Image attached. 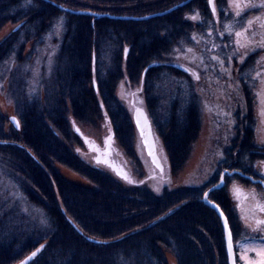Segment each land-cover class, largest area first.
Segmentation results:
<instances>
[{
	"label": "trees",
	"instance_id": "1",
	"mask_svg": "<svg viewBox=\"0 0 264 264\" xmlns=\"http://www.w3.org/2000/svg\"><path fill=\"white\" fill-rule=\"evenodd\" d=\"M186 1L0 0V30L7 23L14 25L0 42V83L9 80V98L20 122L19 128L13 123L7 128L0 111V170L4 183L46 220L42 224L35 214L20 211L9 192H0L1 200L3 194L7 198L0 203V264H15L43 244L32 264H167L160 246L170 249L180 264H229L222 218L203 197L219 175L201 186L155 195L144 187H124L70 147L79 142L70 114L92 126L106 116L116 141L136 160V124L117 93L127 79L132 86H142L146 111L161 134L172 174L183 169L200 133V112L196 95L184 94L193 84L190 72L165 63L167 56L187 46L203 52L212 42L226 51V36L235 35L248 20L253 22L248 8L240 16L231 13L229 0H217L219 22L207 0ZM127 3L136 5L122 11L113 8ZM84 6L107 7L109 13L89 12ZM195 13H200L199 19H188ZM254 59L248 58L244 71L254 66ZM35 63L38 74L31 77L27 66ZM35 77L38 82L32 85ZM170 83L177 93L166 101L161 89ZM249 122L244 126V145L250 142L251 116ZM234 152L225 164L236 165L237 160L246 168L241 152L238 159ZM56 164L84 175L95 188L67 181ZM209 196L227 216L235 242L233 228L241 234L242 230L224 189Z\"/></svg>",
	"mask_w": 264,
	"mask_h": 264
},
{
	"label": "rangeland",
	"instance_id": "2",
	"mask_svg": "<svg viewBox=\"0 0 264 264\" xmlns=\"http://www.w3.org/2000/svg\"><path fill=\"white\" fill-rule=\"evenodd\" d=\"M132 3H127L126 6L121 7L115 6L113 8H120L119 11H122V9L132 8L136 5ZM263 3L264 0H261L262 5H264ZM227 4L232 10H236L235 0H229V3ZM208 6L211 10V4H208ZM85 8H87L89 12H94V10H96L100 12L106 11L103 14L109 13V9H106L107 7L96 9L95 6H91ZM114 14L129 16L124 12H114ZM213 14L216 15V19L217 15L221 16V13L217 14L215 12ZM187 16L188 19H191L190 17L192 15ZM13 29L14 25L7 23L0 30V42H2L13 31ZM239 30L246 32L244 36L239 38L241 44L245 45V47H238V45L235 44L237 37L234 34V36L231 34L225 38V40H229L228 44L223 47L227 49L226 51H221V49L218 50L213 46L215 44L212 42L210 43V47H206L207 50L204 49L203 52L194 49L192 46H187L184 49L177 48L173 50L172 54L170 53L169 57L167 56L165 63H170L174 66H177L178 64L183 65L188 70H190V74H188L190 75V81H192L193 84L190 85L188 92L186 93L185 91L184 94L189 95L191 92V95H196V100L199 106L198 110L200 112L199 123L201 129L199 136L191 148V152L185 166L182 170L178 171L177 174H172L171 172L170 160L167 158V153L164 150L161 134L160 132H156L152 122L151 124L156 141L157 153L163 164V169L157 167L156 163H154L150 157L144 142V138L141 135V131L137 126L134 117V111L137 107H141L146 110L145 95L143 90L138 91V89H142L141 85L132 86L127 79L121 81L117 93L120 99L127 106L129 113L136 124V160H131L116 141V138L112 133L110 122L106 116H104L96 126H92L77 122L73 118L72 114H70L73 133L78 137L79 140V142L74 141L73 143H70V147L90 166H95L96 168L101 169L103 172L110 174L124 187L129 189L131 187H144L155 195L161 194L166 189L173 190L187 185L201 186L202 184L209 182V180H212L214 177L219 178L220 176V179L221 177L224 179L225 176L227 179L225 185H222L220 188L216 189H224L229 200L231 212L234 213L233 216L236 217V220L240 222L241 219L244 225H250L249 223H253L257 218L256 215H258L254 210L253 212L249 211L244 212V214L240 213V215H238L234 208L236 207L237 203L242 202L244 198V194L242 192L239 193L236 190L245 189L246 187L238 185L239 183L237 182V179L239 178L247 183L244 178H241L240 175H237V171L252 172V166L254 165V160L256 159L254 158L256 156L255 154H252V158L250 157V152L252 153V141L255 139V141L261 144L262 140H264V126H261L264 124V116L261 115V110L264 108V83L261 84L256 79H254V66L246 71L243 70L245 67H243L244 64H248L249 66V63L246 61L252 55L251 44L252 38L255 37V34L253 31H251V25L249 24H246L243 29ZM231 33L233 32L231 31ZM260 34L263 35L262 33ZM54 36H59V34L57 33ZM208 39L206 40V44L209 43ZM249 41H251V43H249ZM31 45L32 44L28 46L27 51ZM189 49H191V51H189ZM47 51L49 52L50 50L47 49ZM245 52L248 54L244 56L242 62L241 55ZM213 57H217V59H213ZM220 60H223L224 63L221 64ZM47 64H52V62L48 61ZM47 64L46 66L49 71L51 66H48ZM27 68L31 70V77L34 74H38L39 67L37 63H35V67L31 68V66L28 65ZM224 69H227L228 71L225 72ZM194 74H198L199 79H196ZM36 79L37 77H35V80L32 79V85H36V82H38ZM244 85L248 87L247 90L249 94L246 93L247 91L245 90ZM175 86V84L171 83L165 84L161 89L164 94L163 96L166 97V101L170 100V98H168L170 95H175L177 93V91L174 90ZM0 111L6 116L7 128L11 127L12 122L10 117H17V115L15 113V107L9 98V80L6 78L0 83ZM251 111L254 112L253 116H260L259 119H253L252 122L257 127H261L259 133L258 131L256 132V134H259L261 140L254 135V132L251 133L250 137V133L248 132L246 136L250 137V142L249 144L244 145V129L246 128H244V126L246 123H250L249 114ZM246 112L249 114L246 115ZM245 118L247 120L244 122ZM77 129L79 131H77ZM235 131L239 134L238 138ZM108 137H111L110 143L105 142L106 138ZM242 147L244 151H242ZM235 149L236 152H234V155H236L237 159L239 157V154L237 153L241 152V164L246 165L248 163L246 168L243 169V167L238 166L237 160H235L236 165H233L232 163L230 164V162L229 165L225 164L229 161L228 158L230 157L231 150ZM244 152L249 154L244 155ZM98 157L101 160L99 163L97 162ZM258 157L260 156L258 155ZM104 161H107V163ZM55 167L67 181L73 182L79 186L92 189L95 188V185L91 182V180L87 179L84 175L78 173L77 171L59 164H56ZM2 171L3 170H0V188L2 189L0 192H9L8 195H12L9 199L17 200V202L13 201L17 209L22 212H31L32 214H35V216L40 218V223L43 224L46 220L42 217V215L39 214L37 210H32V208L28 207L19 194L15 192V189H11V185L8 182L4 183V179H6V177ZM218 171L219 174L216 173ZM120 172L126 174L133 182L125 180L122 175L119 174ZM220 179L218 183L214 184L215 186L220 183ZM214 185H208L209 187H206L204 194ZM234 185H236L237 188L234 187ZM216 189L211 190L210 193L216 191ZM4 196L5 195L3 194L2 200L0 199V203L3 202L4 199H7ZM58 200L59 202L61 201L59 197ZM208 201L209 203L207 204L216 211V209L211 206L212 204L216 203L210 199V196H208L206 202ZM233 216H230V219L232 222H235L236 220ZM69 222L72 223L71 220H69ZM148 224L143 225L140 228L144 229ZM74 225L77 227L75 223ZM233 230L236 235L235 239H238V234H240V236L246 238L244 240L245 243L253 240L256 244L264 243V241L260 239L251 237L248 238V235L246 234L245 230H242V228V234L238 227L233 228ZM126 235L127 234L124 236ZM203 236L206 239V243L211 244L212 246L213 243L212 240L209 239L210 237L206 234H203ZM96 242L104 241L97 239ZM160 247L165 259L167 260V264H180L177 257L170 249L164 246ZM248 255L250 257H254L255 253L250 252ZM35 259L36 257L28 264H32ZM236 260L238 261L237 264H244V262L240 260L239 255L236 257ZM20 261L16 262L15 264L19 263Z\"/></svg>",
	"mask_w": 264,
	"mask_h": 264
},
{
	"label": "flooded vegetation",
	"instance_id": "3",
	"mask_svg": "<svg viewBox=\"0 0 264 264\" xmlns=\"http://www.w3.org/2000/svg\"><path fill=\"white\" fill-rule=\"evenodd\" d=\"M207 3H209V0H207ZM253 4H255L257 7L256 12L253 15V22H252V31L255 34V37L252 38V44H251V51H252V56L255 57L254 59V79H256L258 82L261 84L264 83V47H261V43L264 42V7L261 5V0H255L252 1ZM264 4V3H263ZM215 9L216 13L218 14V9H217V0H215ZM213 13V12H212ZM196 14V13H195ZM197 19L200 18V13H198ZM256 14V15H255ZM215 15V14H214ZM210 31V29H209ZM262 33L263 35H261ZM236 44V43H235ZM239 64V63H238ZM245 65V64H244ZM243 65V67H244ZM249 114L246 112V115ZM254 112H250V116L253 119H259L260 116H253ZM263 124V123H262ZM261 126H264L261 125ZM261 127H257L252 124V132H254V135L258 137L260 140L259 134H256V132L261 130ZM254 139V137H253ZM252 154L256 155L254 158V165L252 166V172H243V171H237V175L241 178H244L246 182H244L241 179H237V182L239 183L238 185H242L243 187H249L245 189H238L236 190V185H234L235 190L237 192H242L243 195V200L240 203H237L236 207L234 208L235 211L238 213V215L244 214V212H249L253 210L258 214L256 215V219H261L264 220V212H261L259 208L256 207L257 202L260 204H264V143L259 144V142L255 141V139L252 141ZM251 150V149H250ZM258 155L260 157H258ZM224 183L223 186L226 183V178L224 176L223 179ZM236 192V193H237ZM239 222V221H238ZM250 225H244L242 223V220L240 219L239 225L242 228V230L246 232L248 235V238H255V239H260L261 237H264V231H253V228L256 227L255 225V220L253 223H249ZM264 228V226H261ZM253 235V236H252ZM264 241V240H262Z\"/></svg>",
	"mask_w": 264,
	"mask_h": 264
},
{
	"label": "snow or ice",
	"instance_id": "4",
	"mask_svg": "<svg viewBox=\"0 0 264 264\" xmlns=\"http://www.w3.org/2000/svg\"><path fill=\"white\" fill-rule=\"evenodd\" d=\"M209 3L212 4V12L215 13L216 9H215V5L213 3V0H209ZM262 7H264V5H261ZM235 7L237 9L235 15L236 16H240L241 12L243 11L244 8H248L249 10L255 9L257 6L255 4L249 3L248 0H235ZM198 13L192 15L190 18L192 20H197L198 17ZM63 18H61V23H62ZM219 22V21H217ZM201 23H203V21H201ZM247 23L249 25H251L252 21L248 20ZM226 29L229 30V32H231V26L230 25H226L225 26ZM246 34V32H242V31H236L235 32V36L237 37L236 40V44L238 45V47H245V45L241 44L240 42V37L244 36ZM219 35L224 36V33L221 32L219 33ZM194 38V37H193ZM249 43H251V41H249ZM214 47L216 45H213ZM261 47H264V42L261 43L260 45ZM189 51H191V49H189ZM248 53L245 52L241 55V61L243 62L244 56H246ZM213 59H217V57H213ZM220 63L223 64L224 61L220 60ZM186 71H190L188 69H186ZM225 72H227V69H224ZM196 76V79H199L198 74H194ZM142 89H138V91H141ZM261 115L264 116V108H262L261 110ZM143 118L145 124H147V116L146 114L141 110V109H137V126L141 128V135L144 136V127L141 126V119ZM13 120V122L16 123L17 127L19 126V122L15 120V117L11 118ZM150 128V125H149ZM77 131H79L77 129ZM111 137L106 138L105 142L106 143H110ZM145 143L147 144L148 141L145 140ZM262 143H264V140H262ZM150 155H153V153L149 152ZM222 155V154H221ZM97 162H101L100 158H97ZM105 163H107V161H104ZM153 162H156V158L153 155ZM157 167H160L159 163H157ZM227 171V170H225ZM120 175H122V177L125 180H129V182H133L130 180V178L124 174L123 172L119 173ZM223 178L221 177V180ZM264 183V182H262ZM215 186V185H214ZM158 190V189H157ZM208 193L204 194V197L207 198ZM214 207L217 209H220V205L219 204H214ZM256 207L259 208V210L261 212H264V204H260L259 202H257ZM221 217H223V227L227 230V234H226V250L227 253L229 255V257L232 260V264H236V256L237 254L239 255V258L241 261L244 262V264H264V243H259L256 244L255 241H249L248 243H245L244 240L246 239L243 236H240V234H238V239L234 242L233 240V234L231 229L229 228V221L228 218L226 216H224L223 211L221 210L220 212ZM255 225L256 227L253 228V231H264V228H262L261 226H264V220L261 219H256L255 220ZM261 240H264V237H261ZM37 251H39V249H37ZM250 252L255 253L254 257H250L248 254ZM36 252L32 253V256H35ZM21 264H27V261H22Z\"/></svg>",
	"mask_w": 264,
	"mask_h": 264
},
{
	"label": "water",
	"instance_id": "5",
	"mask_svg": "<svg viewBox=\"0 0 264 264\" xmlns=\"http://www.w3.org/2000/svg\"><path fill=\"white\" fill-rule=\"evenodd\" d=\"M189 1V0H188ZM188 1H186V2H188ZM185 2V3H186ZM213 3H214V5H215V0H213ZM184 4V3H183ZM211 7H212V4H211ZM179 68H181V66H178ZM137 109H141L145 114H146V116H147V124H145V122H144V120H143V118L141 119V126L142 127H144V136H143V138H144V142H145V140H147L148 141V143L146 144V147H147V149H148V152H150V150H151V152L153 153V155L155 156V158H156V165H157V163H159V165H160V169H163V164H162V162H161V159H160V157H159V155H158V153H157V147H156V141H155V137H154V132H153V128H152V124H151V121H150V118H149V116H148V114H147V111L145 110V109H143V108H141V107H137L136 109H135V111H134V117H135V121H136V124H137ZM12 117H15V116H12ZM12 117H10V120H11V122L14 124V126L15 127H17V125H16V123L15 122H13V120L11 119ZM15 120L16 121H18L19 122V119L17 118V117H15ZM149 125H150V128H149ZM20 127V122H19V126L17 127V128H19ZM139 129H140V131H141V128L139 127ZM153 155H150V157L152 158V160H153ZM223 183H224V181L223 180H221L220 181V183L218 184V185H216V186H213L212 188H210L208 191H206L205 193H208V196H209V194H210V191L211 190H214V189H216V188H220L222 185H223ZM208 196H207V198H205L204 197V199L207 201V199H208ZM207 203H209V201L207 202ZM211 203V202H210ZM212 207H214V204H212L211 205ZM215 208V207H214ZM216 209V211L219 213V215H220V212H221V209H217V208H215ZM221 216V215H220ZM225 216V215H224ZM222 218V222H223V217H221ZM230 228V227H229ZM224 230H225V238H226V234H227V230L224 228ZM45 247V245H41V246H39L37 249H39V251H37V249H35L34 251H32L28 256H26V257H24L19 263H17V264H21V262L22 261H27V264L31 261V260H33L42 250H43V248ZM33 252H36V255L35 256H32V253ZM228 258H229V264H232V260H231V258L229 257V255H228ZM236 264H237V260H236Z\"/></svg>",
	"mask_w": 264,
	"mask_h": 264
},
{
	"label": "bare ground",
	"instance_id": "6",
	"mask_svg": "<svg viewBox=\"0 0 264 264\" xmlns=\"http://www.w3.org/2000/svg\"><path fill=\"white\" fill-rule=\"evenodd\" d=\"M211 7V6H210ZM212 8V7H211ZM236 9V8H235ZM212 10V9H211ZM230 10H231V13H234V12H236L237 10H232L231 8H230ZM234 11V12H233ZM216 12V11H215ZM256 12V9H252V14L254 15V13ZM256 15V14H255ZM230 17H231V15H229ZM238 18V17H237ZM217 19H218V21H220L219 19H220V15H217ZM231 20V19H230ZM238 31H242L243 32V30H238ZM247 62V61H246ZM178 66H181V68L183 69V70H185V69H187L185 66H183V65H177L176 67H178ZM220 181H221V179H220Z\"/></svg>",
	"mask_w": 264,
	"mask_h": 264
}]
</instances>
